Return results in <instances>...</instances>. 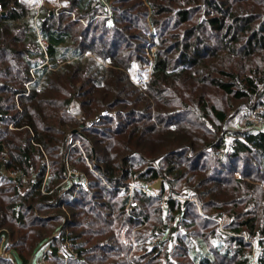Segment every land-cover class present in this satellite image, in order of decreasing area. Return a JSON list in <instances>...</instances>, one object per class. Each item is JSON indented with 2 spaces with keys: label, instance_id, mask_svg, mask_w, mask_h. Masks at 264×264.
<instances>
[{
  "label": "trees",
  "instance_id": "16d2710c",
  "mask_svg": "<svg viewBox=\"0 0 264 264\" xmlns=\"http://www.w3.org/2000/svg\"><path fill=\"white\" fill-rule=\"evenodd\" d=\"M42 10L36 32L23 0H0L8 250L27 264L53 237L42 264H251L247 235L264 264V131L228 129L264 120V0Z\"/></svg>",
  "mask_w": 264,
  "mask_h": 264
},
{
  "label": "rangeland",
  "instance_id": "374dc122",
  "mask_svg": "<svg viewBox=\"0 0 264 264\" xmlns=\"http://www.w3.org/2000/svg\"><path fill=\"white\" fill-rule=\"evenodd\" d=\"M27 5L28 7L34 11L35 15L34 17L31 19V23L33 24V26L35 27V30L36 32H38V15H42V12L43 10L41 11L42 7H44V9L46 8V10H50L51 14L53 13V11L56 13V14H59L60 11L62 10V8L65 6L66 4V0H23ZM38 34V33H37ZM37 39H38V35H37ZM39 41V40H38ZM43 43L45 42L43 39H42ZM41 46V45H40ZM147 55H149L148 53L149 52H153L154 51V48H150L148 47L147 50ZM149 59L152 60V57L151 55L149 56ZM145 67V66H144ZM151 66L147 67L146 68H143V74L146 73V69H149ZM135 83H139V84H142L143 81H137V80H134ZM106 111V110H105ZM260 109L259 110H256L254 112H249V111H244V112H241L239 115H237L234 119H232L230 121V123L228 124V129L230 130H233V131H238V130H252V131H264V120H262L259 116V113H260ZM76 133V132H75ZM69 174H73V171L72 170H69ZM10 179H16L18 176L17 174L14 172V173H11L10 175ZM158 181V180H157ZM156 181V182H157ZM161 181V180H160ZM153 183V184H145L147 185V188L148 190H150L152 193H155V191L158 190L155 189L153 186L156 184ZM161 184V183H160ZM222 224H224V222L220 223L219 225L222 227ZM4 230V229H3ZM9 232V231H8ZM244 241L249 244L247 241L249 238H252V237H249L247 235H242L241 236ZM253 239V238H252ZM257 241V240H256ZM10 243H11V239H10ZM258 243V242H257ZM249 246L251 247V252H252V244H249ZM47 249V246H45L41 252V254L38 256V258L36 259V264H42V257H43V254L45 252V250ZM9 250L8 248L6 249V251L4 252V257H10L9 255ZM255 253H257V250L255 249ZM33 255V253H32ZM31 255V257H32ZM1 257V256H0ZM31 257L29 258V261L31 259ZM28 261V262H29ZM23 264V262H22ZM28 264V263H27Z\"/></svg>",
  "mask_w": 264,
  "mask_h": 264
},
{
  "label": "water",
  "instance_id": "95a60500",
  "mask_svg": "<svg viewBox=\"0 0 264 264\" xmlns=\"http://www.w3.org/2000/svg\"><path fill=\"white\" fill-rule=\"evenodd\" d=\"M83 126V125H82ZM76 131H74L75 133ZM161 181L158 180L156 184L153 186L155 189H157L160 185ZM53 238V237H52ZM52 238L48 239L45 243H43L39 248H37L28 264H36V259L41 254L43 248L49 244V242L52 240ZM10 236L9 232L7 230H1L0 231V256L4 259L9 260L12 264H22V261L19 259L18 255L14 251H10L9 255L10 257H4V252L8 247H10Z\"/></svg>",
  "mask_w": 264,
  "mask_h": 264
},
{
  "label": "built area",
  "instance_id": "2783aa9c",
  "mask_svg": "<svg viewBox=\"0 0 264 264\" xmlns=\"http://www.w3.org/2000/svg\"><path fill=\"white\" fill-rule=\"evenodd\" d=\"M38 40H39V43L42 47L43 50H45V47H46V44L45 42L43 43L42 41V38L40 35H38ZM110 115V113L108 111H103L100 115L99 118H97L94 122H98L100 118H104V117H108ZM249 244H252L253 248H252V252H251V255H250V259H251V264H261L258 260L259 256V247H258V244H257V241L256 239H252V238H249L248 241H247ZM255 249L257 250V253H255Z\"/></svg>",
  "mask_w": 264,
  "mask_h": 264
}]
</instances>
